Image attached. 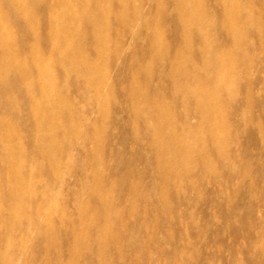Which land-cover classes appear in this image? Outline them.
I'll return each instance as SVG.
<instances>
[{"label": "rangeland", "instance_id": "rangeland-1", "mask_svg": "<svg viewBox=\"0 0 264 264\" xmlns=\"http://www.w3.org/2000/svg\"><path fill=\"white\" fill-rule=\"evenodd\" d=\"M35 1L26 30L0 9L34 80L0 85V264H264V0H114L105 31L56 38L73 55Z\"/></svg>", "mask_w": 264, "mask_h": 264}, {"label": "bare ground", "instance_id": "bare-ground-1", "mask_svg": "<svg viewBox=\"0 0 264 264\" xmlns=\"http://www.w3.org/2000/svg\"><path fill=\"white\" fill-rule=\"evenodd\" d=\"M55 2L51 5V12L55 15V18L53 19V29L51 30V32H50V43H49V45H48V47L47 48H49L50 46V51H52V52H59L60 54H62V53H66V52H68L69 50H71L70 49V47H66L64 44H67L69 41H62V42H64L63 44H60V45H57L56 44V41L57 40H59V38H65L64 40H67V38H71L70 36L72 35V34H75V33H79L80 34V37L84 34V33H86L85 31L86 30H91L92 29V31H94L93 30V28H91V27H86L85 28V25H91V24H93V22H99L101 25H103L104 26V28L103 27H99L100 29L101 28H103V30L105 31V26L107 25V22H109L108 20H109V18H111V15L112 14H114V11H112V10H114L113 9V4H114V0H54ZM1 2H3V0H0V9H2V7H1ZM37 2V3H36ZM116 3V2H115ZM3 4H5L4 2H3ZM7 9L8 8H11L12 10L14 9V10H18L21 14V16H22V19H24L23 20V22H25V30H26V27L28 26L27 24H26V22L29 24V25H31L30 23H32V24H34V22H35V18H33L32 17V6H34L35 7V9H36V6H35V4H38V1H35V0H7ZM6 7V6H5ZM120 8H121V6H120ZM122 8H123V10H126L127 9V5H126V3H125V1H123L122 2ZM34 9V10H35ZM121 10V9H120ZM94 12L95 13H102L103 12V14H102V16L101 17H98L100 14H98V15H95L94 14ZM123 12V11H122ZM121 13V12H120ZM124 13V12H123ZM122 13V14H123ZM35 14V13H34ZM52 14V15H53ZM19 15V14H18ZM52 15H50V18H51V16ZM117 15V14H116ZM124 16V15H123ZM54 17V16H53ZM113 17V16H112ZM114 19V18H113ZM51 20V19H50ZM133 23L135 24V23H137L136 22V20H137V18L136 17H134L133 18ZM131 21H132V19H131ZM38 23V22H37ZM82 23V24H81ZM99 23H98V25H99ZM24 24V23H23ZM133 24V25H134ZM7 25V24H6ZM6 25H5V23H3V22H0V51H2V53H0V54H2V57H1V60H2V65H0L1 66V70L0 71H2V73L0 74V85H2V87H3V85H4V87L6 88V90H8V89H10V87H11V89L13 88L12 86H14V87H16L17 85L15 84V82H12L11 80H10V83H12V84H10V83H8L9 82V79H8V81L6 80L7 78H4L7 74L9 75V73L10 74H15V75H17L18 77H19V83H18V85L20 86V87H23L25 90H26V92L29 94V92L30 93H32L33 91H31L30 89L32 88V82L34 83V80L32 81L31 80V75H30V66L28 67V65H29V63L31 62H28V64L26 63V61L22 58V56H20L21 54H23L24 55V51H22V50H20L21 49V47H20V49H18L19 48V46H17L18 48H16L13 44H11V43H13L12 42V39H13V36L14 35H12V33L8 30V29H10V28H8V26L6 27ZM27 25V26H26ZM84 25V27H82ZM33 26H35V25H33ZM81 26V27H80ZM100 26V25H99ZM210 26V25H209ZM213 26H216V25H213ZM24 27V26H23ZM52 27V26H51ZM82 28L83 29H86V30H82ZM91 28V29H90ZM110 28V27H109ZM34 29V28H33ZM39 29V28H38ZM100 29H98V31L96 32L97 34H96V37L98 38V36H100V34H99V30ZM36 30H37V28H36ZM35 31V30H34ZM84 31V32H83ZM103 31V32H104ZM39 32H37V35H35V36H38V35H40V34H38ZM101 33V35H102V31L100 32ZM26 34H28V33H26ZM30 34H31V32H30ZM33 34V33H32ZM87 34L88 35H90L88 32H87ZM93 34V33H92ZM24 35H25V33H24ZM29 36H32L33 37V35H29ZM28 36V37H29ZM49 36H47V37H49ZM84 36V35H83ZM92 36H95V34L94 35H92ZM92 36H91V38H92ZM31 37V38H32ZM59 37V38H58ZM90 37V36H89ZM89 37H88V39H89ZM104 37V36H103ZM56 38H57V40H56ZM78 38V37H77ZM16 39V38H15ZM49 39V38H48ZM84 39V38H83ZM101 39V41H99V44L98 45H96V46H98V47H105L106 48V45H107V43H108V41H107V39L105 38V39H102V38H100L99 37V40ZM33 40H36V39H33ZM77 40V39H76ZM81 40H82V38H81ZM81 40H79V41H81ZM109 40V39H108ZM110 40H111V38H110ZM85 41V40H84ZM16 42V41H15ZM86 42H87V40H86ZM111 42H112V40H111ZM17 43H18V41H17ZM20 43V42H19ZM21 43H22V41H21ZM72 43V42H71ZM70 43V44H71ZM69 44V43H68ZM78 44V43H77ZM88 44V43H87ZM97 44V43H96ZM33 45V44H32ZM31 45V46H32ZM79 45V44H78ZM92 45V44H91ZM90 44L88 45V46H90V47H94V46H91ZM95 45V44H94ZM81 46V45H80ZM23 47V46H22ZM39 47V45H36V46H34L33 47V50H32V53L33 54H36L37 53V51H38V48ZM38 48V49H37ZM73 48V47H72ZM86 48V47H85ZM80 49V48H79ZM83 49V48H82ZM94 49V48H93ZM101 49V48H100ZM31 50V49H30ZM89 50V49H88ZM90 50H92V48H90ZM104 50V49H103ZM19 51H22V52H20L19 53ZM29 51V50H28ZM28 51H26V52H28ZM48 51V53L50 52L49 51V49L47 50ZM72 51H74L73 49H72ZM87 51V50H86ZM96 51H97V55L95 54V56H96V60H98V59H100L101 57H105V56H102L103 55V51H101V50H99V49H97L96 48ZM31 52V51H30ZM70 52V51H69ZM29 53V52H28ZM47 53V54H48ZM72 52H70V55H73V54H71ZM83 53V52H82ZM29 54H31V53H29ZM29 54H27L26 55V57H25V59L27 60L28 58V55ZM50 54H52V53H50ZM49 54V55H50ZM94 54V53H93ZM42 55V54H41ZM44 56H45V54H43ZM83 55V54H82ZM1 56V55H0ZM51 56V55H50ZM49 56V57H50ZM57 56H59V55H57ZM65 55H63V57H64ZM75 56V55H74ZM74 56H72L73 58H74ZM95 56H93V57H89V58H91V59H94V57ZM30 57H32V56H29V58ZM35 56H33V58H34ZM41 57V56H40ZM40 57H37V59H39ZM46 57V60H48V57L47 56H45ZM45 57H42V58H44L45 59ZM51 57H53V56H51ZM71 57V56H70ZM81 57V56H80ZM72 58V59H73ZM78 58L79 57H76L75 58V60H78ZM31 59V58H30ZM44 59H41V62H44L45 60ZM65 59V58H64ZM67 59V58H66ZM83 59H85V58H83ZM32 60V59H31ZM44 60V61H43ZM74 60V61H75ZM39 61H40V59H39ZM35 62V61H34ZM85 62V63H84ZM84 62H83V66H85V67H88V68H90V70H92L93 72L94 71H98V66H99V64L101 63H98V62H96V61H93V60H91L90 61V59L89 60H84ZM79 63V62H78ZM98 65H97V64ZM44 64V63H43ZM39 64V63H36V67H40V69H41V67H42V69L40 70H38L39 72H41L40 73V75H37V78L40 80H38L37 78H36V80H38L39 81V83L41 82L42 83V85L41 84H38L39 86L41 85L42 87L40 88V89H42L43 91V93L45 94L44 96V99H43V97L42 96H40V97H42L41 99H43L42 100V102H39V101H37L36 100V98L34 97H32V100L30 99H28L29 100V103L30 102H32L33 101V99L36 101V102H34V103H30V104H34V107H33V113H34V115L36 116V117H38V136L40 137V138H42V139H44L45 138V136H47V135H50V134H52V125L54 124V122L52 123L51 121L52 120H50L49 119V117H50V115H48L47 113H46V111H44V108L45 107H47V104L48 105H50V104H52V103H56V100H55V94H54V91H53V89L51 88V75H49L50 73L47 71V69H45L46 67V65L44 64ZM39 65H41V66H39ZM43 65V66H42ZM48 65V64H47ZM81 65V66H82ZM34 66V65H33ZM78 66H80V65H78ZM77 66V67H78ZM76 67V66H75ZM32 68V67H31ZM48 69H51L50 67H48ZM103 70H104V68H102ZM87 70V69H86ZM32 71H34V70H32ZM54 71V70H53ZM52 71V72H53ZM35 72V71H34ZM51 72V71H50ZM51 72V73H52ZM81 72V71H80ZM79 72V73H80ZM88 72H90V71H88ZM36 73H37V70H36ZM49 73V74H48ZM105 73H107V72H105ZM39 74V73H38ZM89 73H87V76H89L88 75ZM12 75H10L11 77H12ZM34 75V74H33ZM81 75H82V73H81ZM101 75V74H100ZM17 76H15V78H14V75H13V80L14 81H18V80H16V78H18ZM35 76H36V74H35ZM86 76V75H85ZM95 76V75H94ZM34 77V76H33ZM53 77H54V75H53ZM41 78V79H40ZM89 78V77H88ZM93 78V77H92ZM95 78V77H94ZM4 80H6V82L9 84V85H7V84H4ZM53 80H55V79H53ZM93 80V79H92ZM97 80V79H96ZM98 80H100V78L98 79ZM37 81V82H38ZM37 82H36V84H37ZM54 81H52V83H53ZM56 82V81H55ZM54 82V83H55ZM101 82V81H100ZM103 82V81H102ZM17 83V82H16ZM16 85V86H15ZM106 85H107V83H106ZM19 87V88H20ZM34 87H35V85H34ZM53 87V86H52ZM38 88V87H37ZM55 88V87H54ZM1 89V88H0ZM14 90L16 89V88H13ZM23 89V90H24ZM21 90V89H20ZM24 90V91H25ZM39 90V89H38ZM39 91H41V90H39ZM37 92V91H36ZM42 93V94H43ZM55 93H56V91H55ZM34 94V93H33ZM30 95V94H29ZM58 95V94H57ZM28 97V96H27ZM39 97V96H38ZM39 97V98H40ZM59 97V96H58ZM29 98H30V96H29ZM60 98V97H59ZM38 99V98H37ZM60 100V99H59ZM59 100H57V102L59 101ZM7 102H8V100H7ZM67 105H68V103H67ZM67 105H63L62 104V106H67ZM59 106H61V104H59ZM68 107V106H67ZM63 109H65L64 107H63ZM62 109V110H63ZM49 110H52V108L51 109H49ZM31 112V113H32ZM51 112V111H50ZM58 112H63V111H58ZM65 112H68L69 113V111H66L65 110ZM51 113H53V112H51ZM55 113H57V112H55ZM53 116L55 115V114H52ZM56 118V117H55ZM53 119V118H52ZM55 121V120H54ZM56 122V121H55ZM1 125H2V123H1ZM56 125V124H55ZM1 127V126H0ZM1 129V128H0ZM2 129H3V133H6V134H8V135H10L9 133L11 132V129L9 128V127H5L4 128V126L2 127ZM1 131V130H0ZM52 136V135H51ZM4 137H6V135L4 136ZM48 137H50V136H48ZM10 148V147H9ZM18 191V190H17Z\"/></svg>", "mask_w": 264, "mask_h": 264}]
</instances>
